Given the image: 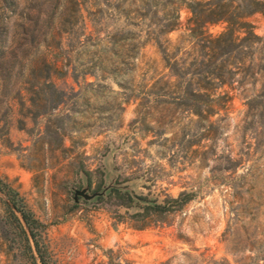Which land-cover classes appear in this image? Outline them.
I'll use <instances>...</instances> for the list:
<instances>
[{"label":"rangeland","instance_id":"1","mask_svg":"<svg viewBox=\"0 0 264 264\" xmlns=\"http://www.w3.org/2000/svg\"><path fill=\"white\" fill-rule=\"evenodd\" d=\"M7 1L0 0V48L24 47L19 25L27 23L28 0ZM60 1L56 13L65 8L60 27L68 32L47 58L67 72L52 78L63 102L46 111L30 105L25 81L33 53L0 71V179L41 224L35 238L51 263L98 264L105 249L121 247L137 264L172 257L183 264H264V97L249 114L245 105L246 97L264 91V8L246 18L261 38L257 82L246 85L244 95L234 93L226 115L201 138L202 128L190 121L196 117L175 105H138L149 79L167 74L145 32L176 10L179 26L164 36L174 44L190 16L184 0ZM225 26L219 21L207 30L217 34ZM126 31L135 33V65L127 64ZM47 50L41 46L38 53ZM116 81L136 92L130 96ZM109 183L158 202L182 191L195 196L143 227L128 215L137 209L120 205L108 191L103 198L73 199L75 189L88 186L92 193ZM7 199L0 193V264H32Z\"/></svg>","mask_w":264,"mask_h":264},{"label":"trees","instance_id":"2","mask_svg":"<svg viewBox=\"0 0 264 264\" xmlns=\"http://www.w3.org/2000/svg\"><path fill=\"white\" fill-rule=\"evenodd\" d=\"M2 2L9 3L7 0ZM68 2L77 3V0ZM25 3L27 4V0ZM60 3V0H28L26 6L28 12L25 14L27 23L19 25L24 47L14 42L0 48V71L3 70L4 64L12 70L18 59L28 56L29 53L35 54L27 65L28 74L25 82L33 94L29 99L30 105L40 104L41 110L45 111L63 102L64 91L56 87L52 80L53 76L64 78L67 75V72L60 70L58 59L47 58V53L52 52L51 48H60L62 32H68L60 27L65 20V8L62 7V10L56 13ZM184 4L190 16L184 26V32L174 44L171 45L169 39L164 36L179 26V14L176 10L166 23L145 32L147 39L153 40L158 47L167 74L152 81L149 79L142 92L143 97L139 99L143 103L138 105L145 106L154 101L162 106L175 105L189 113V116L196 117L190 118V121L198 128H202V131H198L200 132L198 136L207 138L212 134L216 122L223 119L220 114L226 115L233 94L244 95L246 85H255L257 82L256 76L262 68L255 62L254 54L261 38L254 33L253 25L246 18L249 14L264 8V0H241L239 3H235L234 0H184ZM79 11L80 9L76 12L77 18L80 16ZM219 21L226 23L224 30L217 34L209 33L207 25ZM125 34L128 36L125 49L127 64L135 65V33L126 31ZM41 46L49 50L38 53ZM2 58L8 59V62L1 61ZM72 76L76 78V75ZM112 78L115 80V77ZM116 82L121 88L128 89L132 94L130 96L136 92L134 85ZM263 97L264 91L253 97H246V114H249L254 104ZM129 98L131 97L126 100ZM215 115H218V118L211 120ZM83 173L89 181L87 171L84 170ZM1 183L0 191L6 193L8 199L16 206L29 230L30 237L21 220L9 207L14 220L19 225L21 222L23 226L31 263L52 264L47 250L39 246L35 238L34 230L41 224L19 203L17 192L0 179ZM109 194H114L120 205L137 209L128 215L133 222H138V227L147 225L152 218L181 209L195 196L194 192L182 191L175 197L168 196L163 202H158L148 196L137 195L129 187L120 184L112 185L108 189L107 195ZM98 198H103V195ZM103 256L104 259L98 264H137L129 256L128 251L121 247L107 248L103 251ZM187 257L184 254V258ZM183 262L172 257L157 264Z\"/></svg>","mask_w":264,"mask_h":264},{"label":"water","instance_id":"3","mask_svg":"<svg viewBox=\"0 0 264 264\" xmlns=\"http://www.w3.org/2000/svg\"><path fill=\"white\" fill-rule=\"evenodd\" d=\"M111 186H112V184L109 183V184L105 185L101 191H95L92 193H88V186H85L81 189H75L74 193H73V199L75 202L78 201L79 197H82L84 200H91V199L98 197L100 195H104ZM0 193L3 194V192H1V191H0ZM6 203L11 208V210L17 215V217L21 220L22 224L24 225L25 231L27 232L28 236L30 237L29 230L26 227L25 222L22 218V215L17 210L16 206L9 199L6 200Z\"/></svg>","mask_w":264,"mask_h":264}]
</instances>
